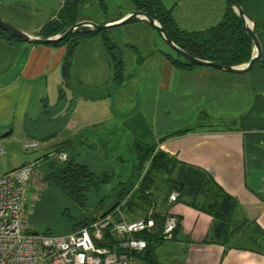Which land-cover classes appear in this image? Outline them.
<instances>
[{
	"label": "crops",
	"instance_id": "1",
	"mask_svg": "<svg viewBox=\"0 0 264 264\" xmlns=\"http://www.w3.org/2000/svg\"><path fill=\"white\" fill-rule=\"evenodd\" d=\"M227 5V0H174L165 8L179 28L193 31L219 23ZM62 7L59 0H0V17L39 35ZM131 9L133 4L118 15L78 21L110 22ZM241 9L262 48L260 59L242 73L174 66L172 55L162 50L160 33L139 19L105 30L123 60L119 83L101 34L79 39L67 75L65 44L0 38L4 141L13 135L23 147L37 140V157L62 147L92 169L119 157L136 159V143L153 146L211 175L236 200V218L264 232V0H243ZM165 206L160 202L156 211L166 212ZM170 210L180 220V231L171 239L167 257L172 260L164 264H264V253L206 241L208 214L182 203Z\"/></svg>",
	"mask_w": 264,
	"mask_h": 264
},
{
	"label": "trees",
	"instance_id": "2",
	"mask_svg": "<svg viewBox=\"0 0 264 264\" xmlns=\"http://www.w3.org/2000/svg\"><path fill=\"white\" fill-rule=\"evenodd\" d=\"M127 1H131L134 8L140 9V11L143 10L157 19L174 43L198 58L219 61L226 65H240L248 62L252 55L253 44L248 34L245 33L243 21L229 4L219 23L205 29L188 31L179 28L175 24L171 10L165 8L158 0ZM235 1L241 5L243 0ZM77 2L78 0L75 3H72V0L65 2L55 17L42 26L39 35H55L77 22ZM95 34H101L103 37L102 40L111 56L114 81L119 83L123 79V60L118 48L109 39L105 30L93 32L81 28L64 40L48 45L65 44L67 46V53H65L66 56L63 62V72L64 75H67L70 56L79 39ZM0 38L10 43L21 41L1 28ZM169 59L174 66L179 68L191 69L197 66L195 63L186 61L183 58L169 56ZM134 152H136L135 163L137 169L145 170L140 184L135 190L136 197L146 200V203L151 206L153 204L152 200L158 199V196H155V190L162 187L161 184H157V181L164 176L163 184L167 185L168 188H175L181 192L178 200L187 202L188 205L212 216L210 233L206 236V241H215L224 246L246 248L264 253V232L258 225L248 219L236 218V200L218 186L211 175L206 174L200 168L197 169L195 166L178 161L162 151H154L153 146L136 143ZM146 164L148 165L146 166ZM42 168L48 172L46 180L49 183L59 187L62 192H65L78 204L84 203L86 200L85 191L93 184L91 182L94 180V172L89 166L68 157L66 161L48 163ZM121 194L124 195L125 191L122 190ZM133 198L131 196L127 202L130 204L128 205L129 208L135 209L140 202H135ZM117 206L116 202L112 208L108 209L110 211L107 213L112 212ZM101 211L103 215L106 213L104 209ZM154 217L159 222V216L156 214ZM88 219L89 221L86 218L85 223L82 224L83 226H87L95 218ZM248 228L249 230H247ZM143 237L147 240V249L144 251L142 259L148 264H158L154 250L156 245L164 239H161L157 229L153 233L143 234Z\"/></svg>",
	"mask_w": 264,
	"mask_h": 264
},
{
	"label": "built area",
	"instance_id": "3",
	"mask_svg": "<svg viewBox=\"0 0 264 264\" xmlns=\"http://www.w3.org/2000/svg\"><path fill=\"white\" fill-rule=\"evenodd\" d=\"M59 1L64 5L69 0ZM38 142L27 141L23 147L36 149ZM68 157L65 149L56 147L46 155L0 174V264H139L144 261L142 255L147 249L143 234L157 229L161 239L173 236L178 219L175 214L156 211L161 202L159 198L152 200L153 204L143 217L124 218L121 214L122 201L112 212L66 234L52 235L23 229V187L33 176L35 167L60 163ZM138 185L139 182L133 189ZM177 196V192L172 191L165 204L173 203ZM156 214L159 222L154 217Z\"/></svg>",
	"mask_w": 264,
	"mask_h": 264
},
{
	"label": "rangeland",
	"instance_id": "4",
	"mask_svg": "<svg viewBox=\"0 0 264 264\" xmlns=\"http://www.w3.org/2000/svg\"><path fill=\"white\" fill-rule=\"evenodd\" d=\"M160 1L164 6L171 5L174 2V0ZM79 3H77L76 9L77 21L80 16H91L103 19L108 16L118 15L125 12L128 7L132 5L131 1L127 0H80ZM97 13L101 14L98 15ZM8 23L11 24V22ZM162 50L169 52L174 58H182L177 52L171 49L165 41ZM6 133L7 132H3L2 124H0V145L2 147V150L0 151V174L4 169H8L10 164H12L13 167H16L17 163H20L22 159L26 158L27 160H34L40 152L38 148L32 150L24 149L21 146L20 141L13 138V135L9 136L10 138L4 141L5 137L3 138L2 136ZM5 142L8 144H5ZM147 165L148 164H146V166ZM11 169L13 168H9L8 170ZM91 170L94 172V180L91 182L93 184H91L85 191L86 200L84 203L78 204L65 192H62L59 187L46 180L48 174L46 169L35 167L33 176L28 184L23 187V211L21 217L23 229L26 228L38 233H49L52 235L66 234L72 230L81 228L83 226L82 224L85 223L86 218L89 221L88 218H97L103 215L101 214V210L103 209L106 212L104 215L108 214L107 212L110 211L108 209L112 208L116 202L119 205V202L122 201L124 204L121 206V214L124 218H138L147 213L150 204L148 205L146 200H141L139 197H136V188L133 189L138 182L140 184V177L145 173L144 169H137L135 159L119 157L105 165H97L94 169L91 168ZM161 178L162 179L157 181V184H161L162 187L155 190V196H158L162 203L165 204L166 199L164 198L172 191H175L178 194L177 199H175L176 201L169 205L166 204V212L164 213H171L170 208H172L175 203H182L186 206H190L187 202L178 200L181 192L175 188H168L167 185L162 183L164 176ZM132 189V195L128 197L127 195ZM122 190L125 191L124 195L121 194ZM131 196L134 197L133 199H135V202H140L135 209L131 207L129 208L128 206L130 204L127 201L130 200ZM194 209L197 210L196 208ZM208 215L212 218L210 214ZM176 217L178 219V224H176L177 229L173 236L170 239H164L155 247V256H157L156 252L158 251L159 254H161V257H158L159 261L156 257L158 264L168 263L172 260L167 256L172 252L171 239H173L175 234L180 231V220L178 216ZM247 230H249V228ZM139 264L148 263L144 260Z\"/></svg>",
	"mask_w": 264,
	"mask_h": 264
},
{
	"label": "water",
	"instance_id": "5",
	"mask_svg": "<svg viewBox=\"0 0 264 264\" xmlns=\"http://www.w3.org/2000/svg\"><path fill=\"white\" fill-rule=\"evenodd\" d=\"M76 1L77 0H72V3H75ZM227 1L228 4L232 7V9L236 11V13L243 21V27L246 31L245 33L248 34L253 44L252 45L253 52L248 62L240 65H226L220 63L219 61L217 62L214 60H205L190 54L184 49H181L180 46H178L176 43L172 41L166 29L162 25H160L157 19L153 18L145 11L143 10L140 11V9H136V8L131 9L119 19L110 22L97 23L91 20H80L64 28L63 31L51 36H41V35L29 33V31L26 32L20 28L17 27L15 28V26H13L12 24L8 23L7 21L1 18H0V28L3 29V31H6L7 33L11 34L12 36L20 39L22 42L25 43L55 44L57 42L64 40L70 34L81 28H86L87 30L93 32H99L116 26L119 27L120 25H123L127 22L129 23V21L132 19H139L142 22L146 23L147 25H150L153 28H155L160 33L163 40L169 45V47L173 49L175 52H177L178 55L181 56L186 61L195 63L196 65L218 68V70L221 69L227 72L242 73L247 70H250L252 66L260 59L259 57H261L262 48L260 46L261 44L259 38L257 34L254 32V24L246 16L244 10L241 9V5H239L235 0H227Z\"/></svg>",
	"mask_w": 264,
	"mask_h": 264
},
{
	"label": "bare ground",
	"instance_id": "6",
	"mask_svg": "<svg viewBox=\"0 0 264 264\" xmlns=\"http://www.w3.org/2000/svg\"><path fill=\"white\" fill-rule=\"evenodd\" d=\"M251 24V23H250Z\"/></svg>",
	"mask_w": 264,
	"mask_h": 264
}]
</instances>
